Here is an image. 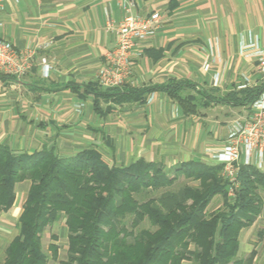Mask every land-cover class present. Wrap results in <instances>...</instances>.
I'll return each mask as SVG.
<instances>
[{"label": "crops", "instance_id": "obj_1", "mask_svg": "<svg viewBox=\"0 0 264 264\" xmlns=\"http://www.w3.org/2000/svg\"><path fill=\"white\" fill-rule=\"evenodd\" d=\"M152 12L160 13V23L134 49L131 75L119 90L187 82L195 88L184 87L181 94L196 96L198 91L226 93L264 81L256 55L264 50V0H176L173 8L170 0H135L129 13L144 18ZM129 13L123 0L4 2L0 38L34 55L24 75L0 74V145L17 154L52 150L61 159L96 150L109 166L128 167L138 160L167 168L189 161L214 165L233 120L228 111L245 113L248 108L205 106L204 99L196 113H185L163 91L153 90L143 103H101L100 113L93 96L84 92L87 86L105 89L97 77L115 46L116 26ZM42 60L49 66L47 77ZM216 108L228 114L211 119L208 111ZM29 187V181L18 183L13 206L0 211V264L19 234ZM57 234L50 235L48 264H62L64 224ZM63 249L66 253L67 242Z\"/></svg>", "mask_w": 264, "mask_h": 264}, {"label": "trees", "instance_id": "obj_2", "mask_svg": "<svg viewBox=\"0 0 264 264\" xmlns=\"http://www.w3.org/2000/svg\"><path fill=\"white\" fill-rule=\"evenodd\" d=\"M175 2L170 0V7ZM184 87L195 88L178 82L130 90L87 86L84 92L93 96L100 113L101 103H143L153 90L163 91L185 113H196L204 99L205 106L250 108L264 92V81L196 96L181 94ZM162 165L138 160L128 167L109 166L96 150L61 159L52 150L17 154L0 145V211L13 206L18 183L30 182L19 234L6 247L4 264H48L42 235L61 218L67 229L63 264H252L255 249L245 259L238 251L242 231L260 217L257 236L264 237V172L241 166L230 199L222 166L194 161L169 169ZM180 177L193 184L171 189ZM215 198L221 206L208 212ZM145 221L152 230L140 228ZM49 250L55 259L53 243Z\"/></svg>", "mask_w": 264, "mask_h": 264}, {"label": "built area", "instance_id": "obj_3", "mask_svg": "<svg viewBox=\"0 0 264 264\" xmlns=\"http://www.w3.org/2000/svg\"><path fill=\"white\" fill-rule=\"evenodd\" d=\"M0 0V28L4 2ZM135 0H123L124 10L129 13ZM161 15L152 12L139 18L130 13L116 26V43L105 56V63L98 74V82L105 89L119 88L131 75V57L142 40L158 27ZM112 27L108 24V29ZM33 50H18L9 41L0 38V74L14 77L24 75L31 66ZM257 70L264 76V50L257 51ZM44 77L49 66L42 60ZM245 85L239 88H244ZM214 165L223 167L222 176L227 183L228 197L234 199L238 187V172L241 166L253 167L264 172V92L243 115L234 118L228 127V135L223 146L215 153Z\"/></svg>", "mask_w": 264, "mask_h": 264}, {"label": "rangeland", "instance_id": "obj_4", "mask_svg": "<svg viewBox=\"0 0 264 264\" xmlns=\"http://www.w3.org/2000/svg\"><path fill=\"white\" fill-rule=\"evenodd\" d=\"M226 109H220V108H216L212 111H208L209 112V116L211 117V119H222L224 118L228 112L230 114H228V119L229 121L231 119H234L238 116L243 115L244 113H242L239 110H233V111H228ZM233 113V114H232ZM159 163V162H157ZM165 169H169L166 166L162 165ZM188 181H186L185 179H183L182 177H180L172 187H170L173 190H177L178 188L182 187L185 183H187ZM188 184H193L191 182H188ZM196 184V183H194ZM263 200H264V195H263ZM219 206H221V200L215 198L211 204L208 206V212H212L213 210H215L216 208H218ZM62 219V218H61ZM0 225H2V223H0ZM262 220L261 217L259 219H257V221L253 224L252 227H250L249 229L243 230L240 236V245H239V251H238V257L239 258H247L249 253L255 249L256 251V256L253 259L252 264H264V237L262 239H260L257 234L258 231L262 229ZM8 229L11 228L12 226L9 225V227H7ZM63 228V221L61 220L60 222H58L57 224H55L54 226H50L48 228H46L45 232L42 235L43 238V243H42V248L43 251L47 253V246L50 242V235L54 234L57 235V233H60V230ZM141 229H151L150 225L148 224L147 221H145L144 223L141 224L140 226ZM60 242L62 243L60 245V255H59V261H61L60 263H64L66 261V253H64V244L65 242H67L66 239L61 238ZM183 264H193L191 262H187L185 261Z\"/></svg>", "mask_w": 264, "mask_h": 264}]
</instances>
